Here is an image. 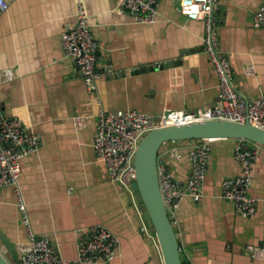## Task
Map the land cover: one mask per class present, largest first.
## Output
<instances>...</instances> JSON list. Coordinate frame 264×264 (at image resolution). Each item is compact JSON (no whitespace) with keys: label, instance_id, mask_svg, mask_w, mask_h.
<instances>
[{"label":"crops","instance_id":"1","mask_svg":"<svg viewBox=\"0 0 264 264\" xmlns=\"http://www.w3.org/2000/svg\"><path fill=\"white\" fill-rule=\"evenodd\" d=\"M180 0H159L155 23H137L120 0H7L0 15V101L6 115L24 122L40 139L23 158L19 179L33 229L48 235L57 253L77 259L78 231L103 225L120 238L118 255L92 264H164L156 235L142 219L130 185L114 182L93 148L98 108L137 109L152 115L194 111L219 104L218 77L204 52L205 19H188ZM264 0H217L212 11L219 45L237 89L248 99L264 91V25L253 15ZM82 4L99 43L100 77L90 92L61 33L76 22ZM170 60L180 63L140 71ZM10 69L7 80L3 71ZM135 71V72H133ZM189 140L167 141L158 165L186 181ZM199 201L180 200L172 222L184 264H264L248 245L264 239V201L251 217L240 216L220 197L222 181L239 175L238 139H213ZM250 193L264 197V146L253 145ZM178 150L181 157L173 154ZM26 239L13 186L0 187V248L18 263Z\"/></svg>","mask_w":264,"mask_h":264},{"label":"built area","instance_id":"2","mask_svg":"<svg viewBox=\"0 0 264 264\" xmlns=\"http://www.w3.org/2000/svg\"><path fill=\"white\" fill-rule=\"evenodd\" d=\"M159 0H120L121 12L133 15L137 23L151 24L158 18ZM217 0H180L179 11L188 19H205L206 39L204 52L218 77L219 104L198 108L194 111L173 110L163 115H152L137 109L106 110L98 108L93 148L107 169L110 179L130 184L128 175L134 172V159L140 141L154 129L192 123L201 120L219 119L250 124L264 129V91L261 96L248 99L236 87L231 63L219 45L212 11ZM7 0H0V15L8 9ZM76 22L61 33L64 55L74 62L90 92L96 90L98 69L97 50L99 43L90 28L89 16L80 4L76 10ZM254 22L264 25V2L253 15ZM3 75L13 78L10 69ZM211 140L189 144L187 148L190 173L186 181L175 179L164 165H158V180L161 196L168 214L172 217L184 197L199 201L203 196V183L211 156ZM256 143L238 139L235 158L240 164L239 175L222 181L220 197L233 203L242 217L254 216L264 197L250 193L252 164L256 159ZM260 145V144H257ZM40 146L39 137L24 125V122L5 114L0 101V187L13 186L20 222L26 239L17 244L19 264H92L113 260L118 255L119 236L107 227L96 224L78 231L75 260H67L57 253L48 235L34 231L26 201L20 187L21 162ZM181 155L178 150L173 154ZM247 250L255 256H264V239L259 246L248 245Z\"/></svg>","mask_w":264,"mask_h":264},{"label":"water","instance_id":"3","mask_svg":"<svg viewBox=\"0 0 264 264\" xmlns=\"http://www.w3.org/2000/svg\"><path fill=\"white\" fill-rule=\"evenodd\" d=\"M96 54L97 60L102 61L98 50ZM177 63H180V60H170L165 63L141 67L139 70L158 69ZM98 69L100 70L99 65ZM221 138L243 139L264 146V129L249 122L208 119L154 129L146 134L138 145L134 159L135 170L128 175V181L134 192L142 219L150 231L156 235L164 264H182V259L178 234L160 192L158 180L159 148L167 141L189 140L191 143L197 144L202 140ZM0 264H15L1 248Z\"/></svg>","mask_w":264,"mask_h":264},{"label":"trees","instance_id":"4","mask_svg":"<svg viewBox=\"0 0 264 264\" xmlns=\"http://www.w3.org/2000/svg\"><path fill=\"white\" fill-rule=\"evenodd\" d=\"M250 143H252V142H250ZM253 144V143H252ZM182 264H184V262L182 261Z\"/></svg>","mask_w":264,"mask_h":264},{"label":"rangeland","instance_id":"5","mask_svg":"<svg viewBox=\"0 0 264 264\" xmlns=\"http://www.w3.org/2000/svg\"><path fill=\"white\" fill-rule=\"evenodd\" d=\"M128 185H130V184H128Z\"/></svg>","mask_w":264,"mask_h":264}]
</instances>
